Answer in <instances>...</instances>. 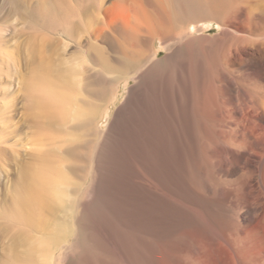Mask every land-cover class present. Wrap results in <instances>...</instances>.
<instances>
[{
  "label": "bare ground",
  "instance_id": "6f19581e",
  "mask_svg": "<svg viewBox=\"0 0 264 264\" xmlns=\"http://www.w3.org/2000/svg\"><path fill=\"white\" fill-rule=\"evenodd\" d=\"M114 5L119 9L116 8L117 17L106 27L122 39V56L118 54L119 57L110 59L98 45L91 44L89 50H94L96 54L87 57L81 54L79 39L74 40L77 47L73 51L75 54L67 58L56 57L57 53L48 54V47L52 49L53 43L47 39L42 38L39 43L31 45L32 54L39 59H33L31 75L24 81V92L34 125L59 132L65 137L74 130L89 132L96 118H100L102 101L110 90L118 95L123 84L135 81L128 124L131 168L137 172L140 168H149L148 154L139 149V144L151 137L156 142L159 137L160 165L156 159L151 161L154 165L151 168L159 169L162 180L173 186L178 185L172 173L174 165L178 166L182 173H186L187 185L208 205H213L210 207L216 209V215L226 211L219 236L215 239L225 257L223 264L262 263L264 0H130L127 3L118 0ZM75 14V8L68 4L62 8L59 4L58 7H45L40 11L43 20L39 24L73 37L77 25L71 18ZM211 29L217 30L214 36L207 34ZM102 31H99L98 37L103 35ZM196 44L198 54L195 65L194 59L178 67L175 66L176 61L170 63L175 65L170 68L173 72L166 84L155 81L151 91L148 90L147 78L159 70L160 51L168 52L165 61H172L178 45L192 49ZM190 55L189 58L194 56ZM70 125H73L71 132ZM65 137L56 143L62 145L67 142L68 137ZM48 141L47 144L50 143ZM101 145L99 140L96 144L98 150L102 149ZM41 152L40 156L37 154V163L34 161L24 166L14 191L16 196L11 210L20 221L44 231L49 229L44 209L55 208L56 203L67 200L71 193L66 190L69 176L60 162L54 159V152ZM153 158L156 157L153 155ZM149 173L146 175L151 178L149 180L157 179L155 172ZM61 227L58 225L51 232H46L45 235H50L38 241L34 238L31 242L29 239L30 255L24 264H35L34 252L40 251L39 256H42L41 253L48 255L49 248L52 245L56 247L63 237Z\"/></svg>",
  "mask_w": 264,
  "mask_h": 264
},
{
  "label": "rangeland",
  "instance_id": "374dc122",
  "mask_svg": "<svg viewBox=\"0 0 264 264\" xmlns=\"http://www.w3.org/2000/svg\"><path fill=\"white\" fill-rule=\"evenodd\" d=\"M116 1L118 0H0V264H24L30 255V240L32 242L34 238L38 241L48 237L50 233L45 235L46 232H51L58 225L60 227L63 225L61 227L63 237L60 243H57L56 247L52 245L49 248L48 253L50 252L51 256L48 253V255L41 253L42 256H39L40 251L34 252L32 257L35 264H223L224 262L225 257L215 243V239L219 236L220 224L224 222L226 211L216 215V209L210 207L213 205H208L187 185L184 177L186 173H182L178 166L174 165L172 171L174 180L178 181V185H173L174 187L162 180L159 169L151 168L154 166L151 161L156 159L160 165L161 144L157 139L159 137L156 138L157 143L154 142L155 138L151 137L147 142L139 144V149L148 154L150 159L148 166L151 169L140 168L141 172L140 169L138 172L135 170L136 174L132 169L129 159L128 124L131 114V95L136 87L135 81L123 84L118 95L114 90H110L105 101H102L100 118H96L97 122L94 121L89 132L83 129L73 132V125H70L69 131L72 133L65 137L59 132L39 128L32 121L34 118L32 111L27 108L24 81L31 75L33 59L38 61L39 57L32 54L31 45L47 39L51 44L55 43V46L48 44L53 47L52 49L48 47V54L57 53L56 57L67 58L75 54L77 47L74 40L79 39L82 44L81 54L87 57L96 54L94 50H89L91 44L98 45L110 59L122 56V39L106 27L117 17L119 9L114 5ZM57 3L61 8L68 4L76 10V14L71 18L77 25L73 37L51 31L39 24L43 20L40 15L42 8L54 5L58 7ZM100 30L104 33L98 37ZM216 32V29H211L207 34L214 36ZM157 45L156 48L159 47ZM184 46L176 47L174 59L172 61L168 59L169 62L165 61L168 52L160 51L161 67L159 68V65L157 67L159 70H155L158 71L157 74L154 72L147 78L149 91L155 81L166 84L173 72L170 68H174L175 64L178 67L179 64L186 65L194 61L195 65L198 54L197 44L192 48L193 50L185 47L188 53ZM190 54L194 56L189 58ZM184 56L187 58L185 59ZM174 62V65H170ZM35 120L45 121L43 118H35ZM49 137L51 141H48ZM62 137H68L67 142L62 145L60 142L56 143ZM98 139L103 145L101 150L96 147ZM46 141L50 143L47 144ZM37 143H41L39 145L42 147L36 146ZM42 143H46L45 146ZM93 145H95L94 150ZM58 146H62V150ZM37 148L42 149L43 153L54 152L53 155L56 156L54 159L60 162L69 176L66 190L67 193H71L67 200L64 199V203H58L60 206L56 203L55 208L44 209L45 214H43L49 226V229L44 231L20 221L11 210L16 196L17 181L24 166L27 167L29 163H35L34 161L37 163V154L38 156L42 154ZM153 155L156 158H153ZM57 157L59 158L56 159ZM149 171L155 172L157 179L154 177L149 180L151 178L146 176ZM51 226L53 227L50 228ZM24 235L28 237L27 240ZM47 256L50 257L47 259ZM263 263L264 261L260 264Z\"/></svg>",
  "mask_w": 264,
  "mask_h": 264
}]
</instances>
